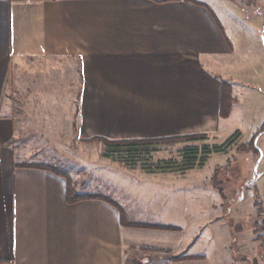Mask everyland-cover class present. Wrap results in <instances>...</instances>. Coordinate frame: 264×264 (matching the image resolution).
I'll use <instances>...</instances> for the list:
<instances>
[{
    "label": "crops",
    "instance_id": "obj_1",
    "mask_svg": "<svg viewBox=\"0 0 264 264\" xmlns=\"http://www.w3.org/2000/svg\"><path fill=\"white\" fill-rule=\"evenodd\" d=\"M32 60L79 66L80 138L228 139L244 124L252 137L264 123V11L240 0H0V264H263L262 244L245 255L226 239L207 253L199 224L138 227L121 203L125 220L105 199L69 203L64 176L24 166L9 88ZM224 83L237 99L226 118ZM256 188L264 201V168Z\"/></svg>",
    "mask_w": 264,
    "mask_h": 264
},
{
    "label": "rangeland",
    "instance_id": "obj_2",
    "mask_svg": "<svg viewBox=\"0 0 264 264\" xmlns=\"http://www.w3.org/2000/svg\"><path fill=\"white\" fill-rule=\"evenodd\" d=\"M240 2L264 11V0ZM240 37L243 39L242 33ZM80 85L79 66L70 60L52 66L46 60H32L17 67L9 100L15 103L22 126L15 140L20 160L65 170L79 192L99 193L121 203L137 224H184L191 229L199 224L207 253L226 239L233 252H260L255 225L264 220V213L259 215L257 207L264 208V201L256 182L264 168V154L258 165L259 153L238 151L252 138L249 125L244 124L243 137L240 134L235 138L227 151L211 154L203 168L186 178L152 176L141 168H129L117 159L104 157L100 140L80 138L75 118ZM226 140L222 135L219 139L209 136L205 140L161 144L151 159L180 162L190 155L189 151L213 148ZM217 166L221 167L217 178L221 192L209 181ZM187 216L189 224H185Z\"/></svg>",
    "mask_w": 264,
    "mask_h": 264
},
{
    "label": "trees",
    "instance_id": "obj_3",
    "mask_svg": "<svg viewBox=\"0 0 264 264\" xmlns=\"http://www.w3.org/2000/svg\"><path fill=\"white\" fill-rule=\"evenodd\" d=\"M245 1V0H244ZM237 102V99L234 97L232 92V87L228 83L223 85V97H222V106H221V116L226 118L230 115L234 104ZM240 135V132H235L230 136L223 144L209 148L204 146L202 151L195 149L189 151L190 154L188 157L184 158L182 161L178 162L175 160H160L158 162H152V153L157 150V146L167 143H179L183 141H198L205 140L208 138L207 135H191L183 137H174V138H162V139H141V140H118L111 141L105 138L96 137L92 140H100L104 145V157L117 159L118 162L123 163L129 168H141L148 173H160V172H178L185 173L186 171L203 168L208 158L213 153H221L227 151L231 146L235 138ZM263 136H264V123L258 128L255 134L252 136L251 140L244 144L241 148L238 147V151L241 153H246L254 151L259 153L260 156L263 153ZM26 167H37L50 170L58 175L64 176L68 181L67 189V200L69 203H75L78 201L86 199H105L106 201L112 203L113 205L118 206V204L108 197H104L99 193H87L79 192L76 189V186L73 184L69 174L60 168L48 165L41 164H24ZM221 173V167L217 166L215 169L214 175L209 179L210 183L217 188L220 192V183L221 181L217 180L219 174ZM259 209V215L264 213V208L261 205L257 204ZM120 208V207H119ZM122 212V219L125 220L126 214L120 208ZM135 226L143 228H155V229H171L168 226L160 225H150V224H137ZM256 240L260 241L264 246V220L255 225ZM171 260L180 259V256H170Z\"/></svg>",
    "mask_w": 264,
    "mask_h": 264
},
{
    "label": "water",
    "instance_id": "obj_4",
    "mask_svg": "<svg viewBox=\"0 0 264 264\" xmlns=\"http://www.w3.org/2000/svg\"><path fill=\"white\" fill-rule=\"evenodd\" d=\"M262 157H263V153L261 154V158H260V160H259V162H258V165H259V163H260ZM258 165H257V168H258ZM256 170H257V169H256Z\"/></svg>",
    "mask_w": 264,
    "mask_h": 264
}]
</instances>
